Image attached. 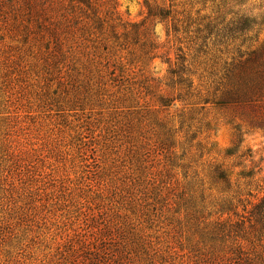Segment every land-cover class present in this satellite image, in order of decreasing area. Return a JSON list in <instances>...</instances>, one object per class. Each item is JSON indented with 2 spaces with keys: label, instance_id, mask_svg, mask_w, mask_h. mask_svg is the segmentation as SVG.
I'll return each instance as SVG.
<instances>
[{
  "label": "rangeland",
  "instance_id": "obj_1",
  "mask_svg": "<svg viewBox=\"0 0 264 264\" xmlns=\"http://www.w3.org/2000/svg\"><path fill=\"white\" fill-rule=\"evenodd\" d=\"M243 3L0 0V264L220 249L225 200L264 196V130L213 103L235 56L214 26L264 11Z\"/></svg>",
  "mask_w": 264,
  "mask_h": 264
},
{
  "label": "trees",
  "instance_id": "obj_2",
  "mask_svg": "<svg viewBox=\"0 0 264 264\" xmlns=\"http://www.w3.org/2000/svg\"><path fill=\"white\" fill-rule=\"evenodd\" d=\"M243 2L245 0H240V5H243ZM261 9H264V4ZM161 17L165 18V14L161 13ZM263 27L264 11L257 16L242 14L227 22L222 19L214 26L216 38L214 43L225 47L233 46L235 56L225 67L223 79L225 83L215 89L214 95L219 94V97H215L213 102L221 107L243 109L249 118V124L262 130H264V42L259 43V34ZM252 32L255 35L248 36ZM214 181L227 185L226 173L215 168ZM247 205L250 209L246 211L244 208L243 216H238L237 205L225 200L221 214H232L237 218L236 222L229 218L221 224L220 229L207 233L212 243L222 244L220 249L214 248L211 252L199 254L187 262L181 260L178 264H264L262 255L264 252H259L264 243V196L256 203ZM224 233L226 235L223 236ZM143 243L148 246L145 241L141 242V245ZM145 249L150 261L154 262L149 249L147 247ZM103 254L100 255L99 252L96 256L103 258V264H108V255ZM176 259H173V264H176ZM116 263L122 261L118 260Z\"/></svg>",
  "mask_w": 264,
  "mask_h": 264
}]
</instances>
